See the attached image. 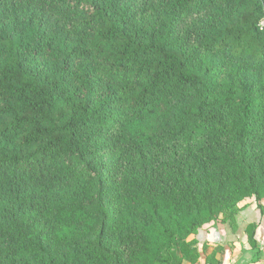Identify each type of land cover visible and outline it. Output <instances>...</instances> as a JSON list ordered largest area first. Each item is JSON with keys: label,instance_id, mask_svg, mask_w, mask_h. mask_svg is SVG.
Segmentation results:
<instances>
[{"label": "trees", "instance_id": "1", "mask_svg": "<svg viewBox=\"0 0 264 264\" xmlns=\"http://www.w3.org/2000/svg\"><path fill=\"white\" fill-rule=\"evenodd\" d=\"M248 199L264 0H0V264H180Z\"/></svg>", "mask_w": 264, "mask_h": 264}, {"label": "crops", "instance_id": "2", "mask_svg": "<svg viewBox=\"0 0 264 264\" xmlns=\"http://www.w3.org/2000/svg\"><path fill=\"white\" fill-rule=\"evenodd\" d=\"M231 223H206L188 237L196 253L180 264H264V202L261 208L247 200ZM254 224L252 245L248 226Z\"/></svg>", "mask_w": 264, "mask_h": 264}, {"label": "rangeland", "instance_id": "3", "mask_svg": "<svg viewBox=\"0 0 264 264\" xmlns=\"http://www.w3.org/2000/svg\"><path fill=\"white\" fill-rule=\"evenodd\" d=\"M251 203H253V202L251 201Z\"/></svg>", "mask_w": 264, "mask_h": 264}]
</instances>
